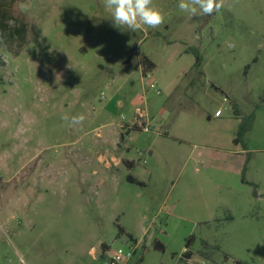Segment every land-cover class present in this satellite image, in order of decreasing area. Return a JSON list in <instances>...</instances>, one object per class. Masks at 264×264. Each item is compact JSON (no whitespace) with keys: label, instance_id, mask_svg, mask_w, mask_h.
<instances>
[{"label":"rangeland","instance_id":"374dc122","mask_svg":"<svg viewBox=\"0 0 264 264\" xmlns=\"http://www.w3.org/2000/svg\"><path fill=\"white\" fill-rule=\"evenodd\" d=\"M178 3L153 0L164 23L133 32L103 0H0V264H104L134 243L127 264H264V0Z\"/></svg>","mask_w":264,"mask_h":264},{"label":"clouds","instance_id":"9594fccd","mask_svg":"<svg viewBox=\"0 0 264 264\" xmlns=\"http://www.w3.org/2000/svg\"><path fill=\"white\" fill-rule=\"evenodd\" d=\"M104 6L111 10L112 20L118 27L126 26L136 32L143 27L156 29L165 21V14L153 6V0H103ZM224 0H179L178 8L181 12L191 16H208L220 11ZM62 119L69 125L82 123L83 114Z\"/></svg>","mask_w":264,"mask_h":264},{"label":"trees","instance_id":"16d2710c","mask_svg":"<svg viewBox=\"0 0 264 264\" xmlns=\"http://www.w3.org/2000/svg\"><path fill=\"white\" fill-rule=\"evenodd\" d=\"M193 53L195 54V57H196L195 67H198L200 65V58L197 55L196 51L193 50ZM141 67L143 69V72L147 73L148 71L153 70L155 68V65L146 56H143L142 60H141ZM236 116H237V118L239 117V114L237 112H236ZM253 122H254V116L253 115H251L247 118L240 119V122L238 124L237 130H236L234 138H233V144L235 147L241 146L242 149L245 150L244 138H245V135L249 131L252 130ZM129 179L131 181H135L131 177H129ZM121 232H123V231L121 230ZM189 242H190V239L187 241L186 247L189 246ZM102 247H106V246L103 245ZM154 248L157 250H161V251L164 250V246L158 241L155 242Z\"/></svg>","mask_w":264,"mask_h":264},{"label":"crops","instance_id":"0c3cea01","mask_svg":"<svg viewBox=\"0 0 264 264\" xmlns=\"http://www.w3.org/2000/svg\"><path fill=\"white\" fill-rule=\"evenodd\" d=\"M166 105H167V103L164 105L165 107L163 106L159 110H154V115L151 116V119L152 118L155 119V122H156V124L158 126L156 131L159 130L161 132V133L157 132L159 134V136L163 135V136H167L168 137L169 136L168 132L166 130H163V128L166 125H168V122L171 120V110L165 109V108H167ZM214 117H216V116L214 115ZM216 118H219V116L216 117ZM208 119H209V121H211L210 119H212V118L208 117ZM165 133H166V135H165ZM206 142H208L206 144V148L210 149V151H212V153H213V151L216 152V153L220 152V148H219V145H218L219 144V139L214 138V139H211V140L206 141ZM232 143H233V140H232ZM146 150L149 151L150 154L153 153V149L151 147H148ZM140 238L137 239L139 242L141 241ZM109 253H110V249L108 247L106 249V254L109 255Z\"/></svg>","mask_w":264,"mask_h":264},{"label":"built area","instance_id":"2783aa9c","mask_svg":"<svg viewBox=\"0 0 264 264\" xmlns=\"http://www.w3.org/2000/svg\"><path fill=\"white\" fill-rule=\"evenodd\" d=\"M152 87H155V86L152 85ZM220 115H221V111L217 110V112L215 113V116L218 117ZM139 116L145 117L146 113L139 112ZM150 130H151V126L148 123L143 128V131L146 133H149ZM137 249H138V246L137 244L134 243L130 246V252H128V254L126 255L123 254V251L121 249L111 252L109 253L107 259L104 261V264H127L131 260L133 255L136 253Z\"/></svg>","mask_w":264,"mask_h":264}]
</instances>
